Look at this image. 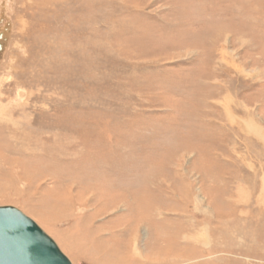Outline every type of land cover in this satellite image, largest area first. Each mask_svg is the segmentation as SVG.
Masks as SVG:
<instances>
[{"label":"rangeland","instance_id":"obj_1","mask_svg":"<svg viewBox=\"0 0 264 264\" xmlns=\"http://www.w3.org/2000/svg\"><path fill=\"white\" fill-rule=\"evenodd\" d=\"M0 36V206L72 264H264V0H0Z\"/></svg>","mask_w":264,"mask_h":264},{"label":"water","instance_id":"obj_2","mask_svg":"<svg viewBox=\"0 0 264 264\" xmlns=\"http://www.w3.org/2000/svg\"><path fill=\"white\" fill-rule=\"evenodd\" d=\"M0 36V61L4 52ZM0 264H72L56 241L13 206H0Z\"/></svg>","mask_w":264,"mask_h":264},{"label":"bare ground","instance_id":"obj_3","mask_svg":"<svg viewBox=\"0 0 264 264\" xmlns=\"http://www.w3.org/2000/svg\"><path fill=\"white\" fill-rule=\"evenodd\" d=\"M4 6H5V5H4ZM4 6H3V7H4ZM5 13H6V11L3 10V11H2V17H1L3 20H4L5 17H6V14H5ZM8 27H10L9 24H8ZM52 206H53V205H52ZM57 206H58V205H57ZM60 206H61V205H60ZM54 207H56V206H54ZM51 210H52V209H51ZM56 211H57V209H56ZM58 213H59V212H58ZM58 213H57V214H58Z\"/></svg>","mask_w":264,"mask_h":264}]
</instances>
